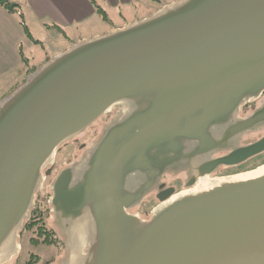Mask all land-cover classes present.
Masks as SVG:
<instances>
[{"label": "water", "instance_id": "water-1", "mask_svg": "<svg viewBox=\"0 0 264 264\" xmlns=\"http://www.w3.org/2000/svg\"><path fill=\"white\" fill-rule=\"evenodd\" d=\"M263 93L264 0H174L51 55L0 99V264L56 150L110 114L49 185L60 264H264V164L210 177L264 151L237 147L264 127V104L238 118ZM155 189L144 221L132 211Z\"/></svg>", "mask_w": 264, "mask_h": 264}, {"label": "crops", "instance_id": "crops-1", "mask_svg": "<svg viewBox=\"0 0 264 264\" xmlns=\"http://www.w3.org/2000/svg\"><path fill=\"white\" fill-rule=\"evenodd\" d=\"M17 5L23 21L33 40L49 38L57 47L44 53L41 61L35 63L25 55L32 47L24 35L16 16L0 7V99L11 93L26 75L27 66L19 58V50L29 60L31 67H38L51 55L65 51L72 44L106 34L112 29L145 18L161 6L174 0H7ZM100 8L108 22L102 20L96 11ZM60 30L64 36L61 35ZM26 77V76H25ZM24 77V78H25Z\"/></svg>", "mask_w": 264, "mask_h": 264}, {"label": "rangeland", "instance_id": "rangeland-1", "mask_svg": "<svg viewBox=\"0 0 264 264\" xmlns=\"http://www.w3.org/2000/svg\"><path fill=\"white\" fill-rule=\"evenodd\" d=\"M162 1L165 2L166 0ZM40 41L42 42L44 49L39 45H32V47L26 49L24 52L25 55L35 63L42 60L44 53L58 46L49 38H42ZM24 77L25 76H23L22 79H24ZM110 118L111 114L101 117L81 135L61 145L56 150L54 164L44 172L45 180L42 189L36 195V200L38 206L42 209L43 216L38 222L34 223L33 227L30 226L25 229V224L23 225V229L20 231L17 240V243L20 246L19 252L6 264H55L57 262L60 264L64 260L65 251L63 237L59 234L58 229L55 228L53 224V215L50 213V206L48 203L50 196L49 185L60 170L76 161L83 154L84 150L97 139L102 128ZM154 205L155 203L153 202L147 203L139 209L136 208L132 213L139 215V217L143 219L144 215L147 216V214H149L150 216V211L157 204ZM36 209L37 206L34 211H32V214ZM47 212L49 214H47ZM31 216H34V214ZM31 216L29 215L28 220ZM42 231H46L47 233H42ZM49 234H51L52 241L49 240ZM46 235H48V237H46Z\"/></svg>", "mask_w": 264, "mask_h": 264}, {"label": "flooded vegetation", "instance_id": "flooded-vegetation-1", "mask_svg": "<svg viewBox=\"0 0 264 264\" xmlns=\"http://www.w3.org/2000/svg\"><path fill=\"white\" fill-rule=\"evenodd\" d=\"M263 104H264V93L256 101L251 102V103L245 105L244 107H242L239 114H238V118L242 119V120H247ZM262 138H264V127H262L261 129H256L254 132L243 134L242 139H241V141L237 147L238 148H246V147L254 144L255 142L259 141ZM229 153H230L229 151H223L220 153H216L213 155V159L223 158V157L227 156ZM263 164H264V151L253 156V157H250V158H248V159L244 160L243 162H240L236 165L217 166L215 171L210 175V177H228L231 175H236V174L244 173L247 171H251L253 169L258 168L259 166H261ZM187 178H188V176H187L186 171H183V172H180L177 174L165 173L163 175V177L160 179V183L163 186L162 190L172 189L174 191V193H177V192L183 190L184 185L187 181ZM156 194H157V190L155 189L153 192H151L149 195H147L141 201L139 206L136 208L139 209L140 207H143V206H145V204L150 203V202H153L156 205L158 203L156 200ZM36 206H37V209L34 212V216L28 222V228L30 226L33 227L34 223L38 222L43 216L42 211H41L42 209L40 208V206H38L37 200L35 202L33 211H34ZM47 214H49V213L47 212ZM31 215H32V212H31L30 216ZM148 219H149V214H147V216L144 215L143 220L147 221ZM53 221H54V216H53ZM53 224H54L55 228L58 229L54 222H53ZM42 233H47V232L42 231ZM58 263L59 262H57L55 264H58Z\"/></svg>", "mask_w": 264, "mask_h": 264}, {"label": "trees", "instance_id": "trees-1", "mask_svg": "<svg viewBox=\"0 0 264 264\" xmlns=\"http://www.w3.org/2000/svg\"><path fill=\"white\" fill-rule=\"evenodd\" d=\"M151 2H153V3H156V4H159V0H150ZM0 7H2L8 14H10V15H14V16H16L17 18H18V20H19V25L21 26V29L23 30V32H24V35H25V37L27 38V40L28 41H30L32 44H34V45H41V43L40 42H38V41H36V40H33V38L31 37V35H30V33L28 32V30H27V27H26V25H25V23H24V21H23V16H22V13L18 10V6L17 5H15V4H12V3H10V2H8L7 0H0ZM96 11H97V13H98V15L102 18V20L103 21H105V22H108V19H107V17H106V15H105V13L100 9V8H98V7H96ZM60 33H61V35H63L64 36V34H63V32L60 30ZM19 58H20V61L22 62V64L23 65H25V66H27V71H26V75L25 76H27V75H29L30 73H32L34 70H35V68L34 67H31V66H28L29 65V60L28 59H26V58H24V56H23V54H22V51L21 50H19ZM23 82V81H22ZM22 82L21 83H19L15 88H14V90L15 89H17V87L18 86H20L21 84H22ZM13 90V91H14ZM34 214V213H33ZM32 214V215H33ZM33 218V216H31L30 217V219L26 222V223H24L25 224V229H27V227H28V222L31 220ZM46 237H48V235H46ZM49 240L50 241H52L51 239V234H49ZM47 240V239H46ZM48 240V241H49ZM47 241V242H48Z\"/></svg>", "mask_w": 264, "mask_h": 264}, {"label": "bare ground", "instance_id": "bare-ground-1", "mask_svg": "<svg viewBox=\"0 0 264 264\" xmlns=\"http://www.w3.org/2000/svg\"><path fill=\"white\" fill-rule=\"evenodd\" d=\"M261 166H262V165H261ZM261 166H259V167H261ZM259 167H258V168H259ZM253 170H254V169H253ZM251 171H252V170H251Z\"/></svg>", "mask_w": 264, "mask_h": 264}]
</instances>
